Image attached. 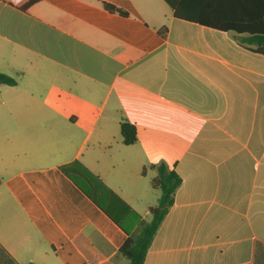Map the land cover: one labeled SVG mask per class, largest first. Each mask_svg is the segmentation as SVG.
Wrapping results in <instances>:
<instances>
[{
	"label": "crops",
	"instance_id": "crops-1",
	"mask_svg": "<svg viewBox=\"0 0 264 264\" xmlns=\"http://www.w3.org/2000/svg\"><path fill=\"white\" fill-rule=\"evenodd\" d=\"M256 1L202 0L203 17L252 20ZM243 36L164 0H0L17 82L0 85V264L129 263L126 234L61 172L75 161L142 220L156 168L180 175L144 264H264V56Z\"/></svg>",
	"mask_w": 264,
	"mask_h": 264
},
{
	"label": "trees",
	"instance_id": "trees-1",
	"mask_svg": "<svg viewBox=\"0 0 264 264\" xmlns=\"http://www.w3.org/2000/svg\"><path fill=\"white\" fill-rule=\"evenodd\" d=\"M39 1L42 0H26L19 7L27 10ZM164 1L171 7L178 19L222 31L245 34L240 40V44L244 48L264 56V0L256 1L258 17L252 20L207 19L203 17L202 0ZM102 5L110 13L128 16L127 12L110 3L102 2ZM166 32V28L159 31L162 36H165ZM16 84V80L0 73V85L15 86ZM121 135L123 143L127 146L137 142V130L126 120L121 123ZM156 169L158 175L153 180L152 187L161 191V197L158 205L151 210L152 221L145 223L138 213L81 162L75 161L60 167L61 172L126 234L127 240L120 248L119 253L129 260L128 264H144L154 236L174 203L173 195L182 184L180 175L174 171H168L166 166L160 165Z\"/></svg>",
	"mask_w": 264,
	"mask_h": 264
},
{
	"label": "built area",
	"instance_id": "built-area-1",
	"mask_svg": "<svg viewBox=\"0 0 264 264\" xmlns=\"http://www.w3.org/2000/svg\"><path fill=\"white\" fill-rule=\"evenodd\" d=\"M2 2L12 5V6H20L23 4L26 0H1Z\"/></svg>",
	"mask_w": 264,
	"mask_h": 264
},
{
	"label": "rangeland",
	"instance_id": "rangeland-1",
	"mask_svg": "<svg viewBox=\"0 0 264 264\" xmlns=\"http://www.w3.org/2000/svg\"><path fill=\"white\" fill-rule=\"evenodd\" d=\"M160 192H161V191H160ZM158 194H159V197H161V193H158ZM152 218H153V216H152L151 212H149V213L147 214V216H145V217L143 218V220H144L145 223H149V222L152 221Z\"/></svg>",
	"mask_w": 264,
	"mask_h": 264
}]
</instances>
